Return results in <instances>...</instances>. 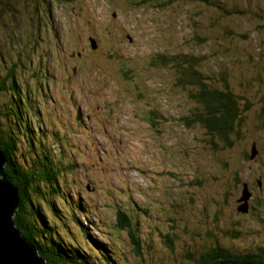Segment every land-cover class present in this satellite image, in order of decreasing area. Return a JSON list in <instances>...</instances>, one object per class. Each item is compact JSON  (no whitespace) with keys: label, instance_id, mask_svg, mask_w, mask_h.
Returning a JSON list of instances; mask_svg holds the SVG:
<instances>
[{"label":"rangeland","instance_id":"374dc122","mask_svg":"<svg viewBox=\"0 0 264 264\" xmlns=\"http://www.w3.org/2000/svg\"><path fill=\"white\" fill-rule=\"evenodd\" d=\"M205 4L0 0V82L8 93L15 83L29 86L40 114L34 125L49 135L54 157L71 165L51 205L59 227L76 205L84 207L85 233L77 223L61 232L89 248L81 264H196L193 255L216 241L235 251L264 246V192L240 214L242 188L233 180L240 171L264 188V130L257 125L264 120V0H218L240 11L229 16ZM175 53L201 56L199 70L211 85L224 78L246 95L239 124L259 140L260 155L243 162V146L222 154L203 126L184 125L199 106L177 84L175 68L156 59ZM153 110L163 117L156 126L148 121ZM10 118L16 127L19 119ZM34 202L51 224L50 208ZM118 208L132 218L140 253L128 230L115 227ZM236 226L240 237L224 234Z\"/></svg>","mask_w":264,"mask_h":264},{"label":"trees","instance_id":"16d2710c","mask_svg":"<svg viewBox=\"0 0 264 264\" xmlns=\"http://www.w3.org/2000/svg\"><path fill=\"white\" fill-rule=\"evenodd\" d=\"M172 1L168 0V2ZM188 1L206 3L220 11L224 16L240 13L237 8L226 9L221 4L217 5L218 0ZM143 3L145 1L141 4ZM163 3L160 2V5ZM196 38L199 41L202 40L201 35H196ZM156 59L162 67L170 65L175 68L177 84L190 91V98L199 106V111L194 113L193 118L185 117L183 119L184 125L192 126L194 123H199L207 130L213 150L225 155L234 152L238 148L237 140L234 138L238 135L239 126L237 124L240 122L238 116L241 111L238 107L240 97L229 85L230 82L223 78L220 86L211 85L208 76L199 70L198 66L202 61L201 56L175 53L171 55L160 54ZM4 84L3 81L0 82V149L7 158L4 171L19 189V207L13 215L15 226L21 235L35 246L38 254L46 260V264H81L82 262L79 261H84L86 253H89V248L81 244L75 237L68 236L67 232L69 227L77 223L85 233L87 228L82 226L79 221L80 217H78V211L83 212L84 207L76 205V213L73 210V217L67 219L70 222L66 220L59 227V224H55L57 220L55 218H59L58 211L51 205L52 201H55L56 195L60 194L62 196L64 186L60 178L67 169H70L71 165L54 157L56 150L49 149L46 141L49 135L43 129L41 130L42 127L34 125L35 121L39 120L38 115L40 114L36 112L37 104H34L36 98L29 96V86L26 84L21 90L20 85L15 83L11 87L12 91L8 93L7 90L3 91ZM8 94L14 95V97L9 98ZM14 98L15 101H13ZM14 106L17 109H14ZM12 115L19 119L14 128L10 127L13 123L11 125L7 124ZM159 118L162 119V115L156 111L154 112V110L150 111L148 121L151 125L156 126ZM4 132L8 134L4 135ZM4 136L9 137V145L5 144ZM18 152L21 153L18 155ZM223 162L226 163V161ZM233 180L238 188L240 186L242 188L241 194H239L241 197L243 183L236 177ZM34 201L41 204L42 210L45 205L50 208L51 224L44 217L39 205H36ZM30 202L32 204L34 202L35 207L30 206ZM236 211L240 214H247L239 211L238 207ZM115 216V227L128 230L136 250L140 253V243L138 237L133 233L131 216L119 208ZM86 222L88 224V221ZM65 227L68 228L66 234H61L62 229ZM172 228L175 227L172 226ZM224 234L232 238L240 237L243 231L236 226L225 231ZM165 235V245L170 247L172 235L170 233ZM62 236L66 239V243L61 242ZM98 246V249H100V245ZM106 251L109 252L105 249ZM192 259L196 264H211L218 259H238L255 264H264V246L235 251L233 248L224 247L216 241L214 246L206 248L203 252H197V257L193 255Z\"/></svg>","mask_w":264,"mask_h":264},{"label":"water","instance_id":"95a60500","mask_svg":"<svg viewBox=\"0 0 264 264\" xmlns=\"http://www.w3.org/2000/svg\"><path fill=\"white\" fill-rule=\"evenodd\" d=\"M96 47V44L93 45ZM7 163L0 149V264H46L35 246L25 239L15 226L13 215L19 207V189L4 171ZM246 184H243L239 201L244 204L239 211L246 212L248 200ZM211 264H255L238 259H218Z\"/></svg>","mask_w":264,"mask_h":264},{"label":"flooded vegetation","instance_id":"af4514ba","mask_svg":"<svg viewBox=\"0 0 264 264\" xmlns=\"http://www.w3.org/2000/svg\"><path fill=\"white\" fill-rule=\"evenodd\" d=\"M247 89L248 88H246V90ZM236 94L240 97V99L238 100V107H239L240 101L246 100L245 99L246 95L238 94L237 92H236ZM239 119H241V118L239 117ZM240 122H241V120H240ZM237 125L239 126L238 135L234 139L237 140L238 147H241V146L244 147L245 152H244V155H243L244 156L243 157V162H246L248 160H252L254 157H257V153L259 155L261 154L260 150L257 149V146H258L259 142L258 143L256 142V140H258L256 138H252L251 137L249 139V136H251V135H248V133H246L245 130H243V127H244L243 123L240 125L239 122H238ZM257 125H258V127L261 130H264V120H260L257 123ZM253 129H254V125H253ZM236 178L238 180H240L241 183L246 184V186H247L246 189L249 191V194L252 195V198H250V199H248L246 201V203H247V211L243 212V213H250V211L254 207L255 202L260 201V200L263 201V197L260 195L261 192L262 193L264 192V188H262V186H263L262 180L261 179H256L253 182V181H250V179H248V178L244 179L243 177L240 176V171L237 172V177ZM239 199H240V195H237V197L235 198L236 206L237 207H243L244 203L242 204V201H239Z\"/></svg>","mask_w":264,"mask_h":264}]
</instances>
